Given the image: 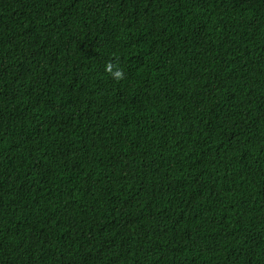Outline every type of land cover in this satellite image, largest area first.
<instances>
[{
  "label": "trees",
  "instance_id": "16d2710c",
  "mask_svg": "<svg viewBox=\"0 0 264 264\" xmlns=\"http://www.w3.org/2000/svg\"><path fill=\"white\" fill-rule=\"evenodd\" d=\"M0 264H264V0H0Z\"/></svg>",
  "mask_w": 264,
  "mask_h": 264
},
{
  "label": "clouds",
  "instance_id": "9594fccd",
  "mask_svg": "<svg viewBox=\"0 0 264 264\" xmlns=\"http://www.w3.org/2000/svg\"><path fill=\"white\" fill-rule=\"evenodd\" d=\"M117 75H119V74H117Z\"/></svg>",
  "mask_w": 264,
  "mask_h": 264
}]
</instances>
